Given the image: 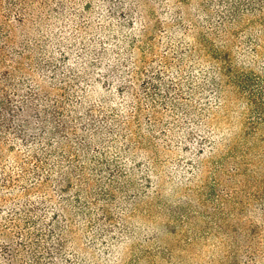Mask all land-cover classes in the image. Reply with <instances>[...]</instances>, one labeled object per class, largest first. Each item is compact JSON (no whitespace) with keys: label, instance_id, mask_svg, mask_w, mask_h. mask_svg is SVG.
Listing matches in <instances>:
<instances>
[{"label":"trees","instance_id":"1","mask_svg":"<svg viewBox=\"0 0 264 264\" xmlns=\"http://www.w3.org/2000/svg\"><path fill=\"white\" fill-rule=\"evenodd\" d=\"M167 2L0 0V264H78L66 248L75 224L91 227L92 248L102 244L105 261H114L143 230L113 219L116 207L130 217L153 207L173 219L203 216L212 223L208 236L229 248L220 264H264V0H210L199 4L196 20L181 17L187 10L172 16ZM151 16L166 50L147 71L150 63L134 55H145ZM191 27L195 44L185 45L179 35ZM96 75L118 101L93 99ZM225 92L247 114L231 139L211 127ZM142 121L147 153L140 152ZM176 137L201 144L185 181L214 176L173 209L159 173ZM226 139L206 170L198 158H211Z\"/></svg>","mask_w":264,"mask_h":264},{"label":"rangeland","instance_id":"2","mask_svg":"<svg viewBox=\"0 0 264 264\" xmlns=\"http://www.w3.org/2000/svg\"><path fill=\"white\" fill-rule=\"evenodd\" d=\"M184 1H186L187 4L179 3L175 0H169V2H167V5L170 7L172 12L171 15L173 16L174 12L187 10V13H184L185 15L182 14L181 17L183 16L186 18L187 16L190 20H196L195 17L199 14V11H197V9H199V4L202 3L205 5L210 0ZM166 20L168 21L169 19ZM148 21L150 27L144 35L150 39L149 43H152V45L155 46L153 51L146 53V50L149 48V43L141 45V51H143L145 55L141 57L139 54H135L134 60L138 64L146 62L143 65L150 63L149 65L152 66L146 65V67L143 68H146L147 71H151V67L156 66L155 61L158 60L157 58L159 54H163L165 52L166 41L163 38H159V34L152 28V24L154 23L152 16L148 19ZM183 23L189 26L191 24L188 20H184ZM191 29L192 30H190L187 35H179V37L182 38L181 42L185 43V45L195 44L194 42L197 30L193 27H191ZM134 37L141 38L142 36H140V33L136 32ZM158 39L160 40L157 43ZM56 57H58V55H56ZM96 79L99 82L94 88V100H98L99 97H110L116 99V101L119 100V97L121 96L116 89L108 88L105 90V85H107V83L103 85V79H101V76L96 75ZM142 82V78L134 81V87L138 89ZM141 99L143 100V97ZM224 99L225 107L223 110L214 109L211 113V127H214L216 133L219 132V135L223 134L224 137L226 136L228 139H231L240 132L239 130L242 127L240 121L247 114L245 107L241 105L242 102L240 100L236 101V98L232 95V93L225 92ZM130 102L133 101L130 99ZM142 103L145 108V101ZM202 108H204V105H202ZM129 111V109H125V113H123V115L127 116L130 114L128 113ZM159 117H162L163 120L169 121V118L165 113H159ZM135 126L136 125L133 122L129 123V129L132 131H135ZM161 128L162 127H160V129ZM148 129L149 126L145 124V121H142V124L140 125V132L143 137L149 135ZM227 142V139L223 140L213 154H211V158H209L210 155H203L198 159L202 161L207 159H210V161L216 160L219 157L218 155L225 151V143ZM147 143L148 140L144 137L140 152H149L148 149H150V147ZM200 146L201 144L198 140H193L192 143L187 144V142H184L183 138L176 137L173 140V148L171 151L165 153V165L162 166L159 175H163L166 182L162 186L160 192L161 196L165 195L168 198L169 202L173 205L171 206L173 209H177L178 205H181L182 203L180 201H184V199H186L184 195L191 194L195 197L196 195L194 194V191L201 189L202 184L209 185L213 183V173L209 174L208 172H205L202 178L195 180L192 184H188L189 175L186 174V169H189V164L187 163L193 153H195ZM187 150H191V153H188ZM231 161V159H228V163ZM137 162H140L141 165L143 163L147 164V162L142 161V159H138ZM205 165L207 167L206 170H209L210 164L205 161ZM128 166L131 165L128 164ZM229 166L231 165L229 164ZM149 177L154 179L151 174ZM181 177L184 179L182 182H179L181 183L179 184V186H181V190L178 191L177 189V191L175 190L176 192H174L173 187L175 186V183H177V179H180ZM186 178H188L187 181H185ZM133 179L140 182L136 176L133 177ZM154 189L155 188L151 187V189L144 188L143 190L150 193L151 190L153 191ZM220 189L224 188L221 186ZM117 196L120 197L119 194ZM118 200L119 204L121 200L120 198ZM100 206L103 205L100 204ZM157 209L158 208L153 207L151 211L141 210L133 217H130L127 212H121L118 207L115 209L109 208L110 214L114 217L113 219H115V216L118 217V219L121 217L123 224L127 226L134 224L143 229L139 231L133 241L126 243V247L123 249V254L119 255L114 261H105L106 255L102 253L104 247L102 244H96L94 245V248H92V236L94 234V230L90 229L91 227H87L85 229L82 225L77 224L72 227L75 241L72 243H66V248L70 253L69 255L72 253L78 255V264H220L222 258L228 254L227 252L229 251V248L223 244V242L219 243L217 239H214L212 236H208L207 233L212 223L210 222L206 224L204 218H202L203 216L194 215L189 211V213H187L190 217L189 221L183 218L173 219L169 217L166 212H162ZM117 221L118 220L113 221V223L116 227H120L121 225H118ZM219 239L220 241H226L225 237L222 235H219ZM69 257L70 256H68V258ZM80 258H83L82 261Z\"/></svg>","mask_w":264,"mask_h":264}]
</instances>
